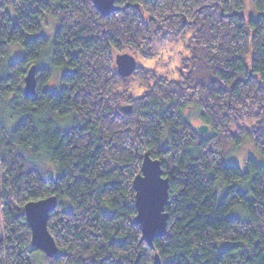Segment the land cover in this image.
<instances>
[{"label": "trees", "instance_id": "trees-1", "mask_svg": "<svg viewBox=\"0 0 264 264\" xmlns=\"http://www.w3.org/2000/svg\"><path fill=\"white\" fill-rule=\"evenodd\" d=\"M249 1L257 16L246 0H116L109 15L93 0H0V264H154L156 252L161 264H264V164L249 157L242 171L226 160L247 137L264 153V0ZM47 13L59 20L52 40L40 33ZM189 26L187 74L138 66L132 75L154 78L146 93L119 90L130 76L116 70L117 53ZM10 43L25 54L6 63ZM31 65L37 88L25 95ZM60 66L70 70L53 92L46 84ZM194 106L205 134L185 117ZM146 152L169 179L168 228L155 247L136 222L133 179ZM52 193L58 252L48 258L33 247L23 205ZM239 206L246 217L230 214Z\"/></svg>", "mask_w": 264, "mask_h": 264}, {"label": "rangeland", "instance_id": "rangeland-1", "mask_svg": "<svg viewBox=\"0 0 264 264\" xmlns=\"http://www.w3.org/2000/svg\"><path fill=\"white\" fill-rule=\"evenodd\" d=\"M247 11L251 12L252 17L258 15L257 10H253L250 1L246 0L245 2ZM253 10V11H252ZM53 19V20H52ZM41 29L40 33L42 35L48 36L51 40L55 35L56 29L59 25V20L50 14H45L41 19ZM54 22V23H53ZM56 24V25H55ZM35 34V33H34ZM34 34H28V37L34 36ZM194 34V28L189 26L188 29L180 34H175L169 31L164 32L162 35L155 36L148 48L144 50L138 49H128L124 52L132 53L133 56L137 59V67H142L144 69H149L153 74H158L161 76H165L166 78H170L172 80L179 81V78L182 73H188L190 71V67L192 65V47L190 46L191 37ZM25 49L21 44L18 43H10L8 45L6 63L13 62V60L23 57ZM46 54L42 58L43 62H49V59L52 56V44L50 43L48 47H46ZM146 54L144 55L143 53ZM118 54V53H117ZM116 54V55H117ZM115 55V57H116ZM114 57V60H115ZM116 63V60H115ZM47 64V63H46ZM136 67V68H137ZM117 68V67H116ZM135 68V69H136ZM69 66H60L55 69L53 72L52 78L47 82V88H49L53 92H58L61 85V76L64 73L69 72ZM154 78L151 76L149 79H144L143 75H132L128 79V86L124 87L123 85H119V90H126V93L132 97L143 96L149 84H152ZM253 111L256 110L255 107L251 108ZM188 113V114H187ZM187 113H185V117L188 118L190 123H193L195 128H198L200 124H202V120L200 118V113L198 112V108L196 106L191 107ZM73 118L69 119V121L60 120L59 124H67L65 126H57L63 130L69 128L72 124ZM239 123H244L245 125H249L254 122V118L247 116H242L239 118ZM227 162H233L237 165H240L242 171L247 169V159L249 157L255 159L259 164H264V153H261L255 148L254 143L250 138H246L241 142V144L237 146H231L226 153ZM44 158V157H43ZM44 162L46 163L49 170L54 169V165L52 162H49L48 159L44 158ZM4 179L3 171L0 167V185ZM221 180L218 181V184H221ZM242 187L247 186V184L240 183ZM2 189V188H1ZM224 189H221L220 195L224 193ZM230 214L236 217H246V212L241 209V207H234L230 211ZM4 234L3 230V219H2V208L0 207V237ZM230 245L229 242H219V249H223L226 246ZM44 255V254H43ZM45 256V255H44Z\"/></svg>", "mask_w": 264, "mask_h": 264}, {"label": "water", "instance_id": "water-1", "mask_svg": "<svg viewBox=\"0 0 264 264\" xmlns=\"http://www.w3.org/2000/svg\"><path fill=\"white\" fill-rule=\"evenodd\" d=\"M116 0H93L95 6L103 15H109L118 9ZM116 67L121 77H129L135 72L137 59L129 52L118 53L115 57ZM37 75L36 65H31L24 78V94L33 95L36 91ZM131 111L130 105L123 106ZM209 129L203 123L198 127L200 134ZM140 172L134 177L133 188L136 202V222L140 225L142 235L151 247H155L154 240L164 237L168 228L169 214L166 205L169 199V179L164 176L161 161L152 158L150 153L143 155ZM58 197L54 193L39 200H31L23 205V212L31 231L33 247L40 250L46 257L53 258L58 252L56 239L53 238L49 228V215L57 208ZM154 264H161L160 256L155 253Z\"/></svg>", "mask_w": 264, "mask_h": 264}, {"label": "bare ground", "instance_id": "bare-ground-1", "mask_svg": "<svg viewBox=\"0 0 264 264\" xmlns=\"http://www.w3.org/2000/svg\"><path fill=\"white\" fill-rule=\"evenodd\" d=\"M97 7V6H96ZM100 11V10H99ZM30 68V67H29Z\"/></svg>", "mask_w": 264, "mask_h": 264}]
</instances>
